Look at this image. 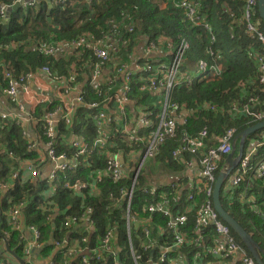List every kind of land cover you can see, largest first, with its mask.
<instances>
[{
	"label": "trees",
	"instance_id": "1",
	"mask_svg": "<svg viewBox=\"0 0 264 264\" xmlns=\"http://www.w3.org/2000/svg\"><path fill=\"white\" fill-rule=\"evenodd\" d=\"M8 1L0 0V4ZM155 1L93 0L87 3L83 0L81 4L67 5L64 8L53 6L48 11L47 1L43 0L34 9L19 7L10 13L5 24L0 21V47H2L0 61L6 67L8 66L15 76L34 72L43 66L56 70L60 74H66L67 69H71L73 64L80 63L78 60H96L89 47L70 51L60 57L46 56L30 49L27 44L11 49L5 46L11 47L12 44L29 40L69 43L82 35L88 36L89 39L110 36L118 42L119 53L116 56L125 59L122 60L123 62L138 61L143 64V58L137 59L133 52L143 40L161 41L165 44L170 42L175 48L183 40H188L190 49L180 68L182 73L187 72L184 70L190 62L204 60L210 64L212 59L207 53L209 48L217 56L218 52L220 53L217 59L219 62H217L222 64L223 71L220 78L216 80L178 86L169 94L168 104H175L190 112L185 126H178V136L182 130L195 136L204 126L215 135L224 133L228 128H234L237 133L247 129L252 123L237 114L230 113V107L234 104L241 105L253 96H257L260 104L263 105L264 86L257 82L256 73L250 65L247 53L264 56V47L251 40L245 32V22L241 18L243 0H202L200 15L204 23L210 26L213 35L211 22L213 5L216 3L221 42L218 43L214 35L213 45H211L209 32L200 26H193L186 22L182 10L177 9L172 0H161L166 3L165 9H161ZM47 14L52 20L50 26L46 21ZM255 19H260L258 13ZM130 26L133 27L132 32L128 30ZM261 29L264 32V26ZM229 32L234 39H230ZM224 49L230 50L231 55L228 58L224 56ZM3 86L4 82L0 75V87ZM140 87V83L132 84V93L129 98L131 103L127 108L126 118L136 123L141 115L146 116L152 122V126L146 130L151 132L156 126V116L161 110L159 103L162 96L151 91H140ZM88 90L90 94L86 97V102L99 103L100 98L93 94L92 89L88 88ZM56 105L58 103L51 105L50 109L53 110ZM97 114L98 110L81 106L72 113L69 124L60 122L56 125L53 143L55 154L74 158L72 143L68 141L70 136L82 138L83 141L91 144L96 136L94 117ZM35 117L38 119L39 113L36 112ZM114 118L112 116V122L107 125L110 143L113 144L110 152L128 153L136 150L139 155H142L146 145L139 146L136 143L125 142L121 135V123ZM35 124L41 135L40 142L44 143L45 140L42 137L44 125L38 122ZM22 133L23 126L15 120L0 126V258L2 255H7V251H11L16 257L22 259L24 264H35V258L30 260L25 257V248L30 245L22 235L23 228H35L39 232L38 243L41 245L36 258L39 264H48L49 261L53 264H83L81 257L89 259L92 255L90 251L100 249L105 234L111 231L113 233L111 253L117 251L115 253L117 256L114 258L120 264H133L129 254V240L135 249L139 247L145 226L143 221L150 216L147 206L155 203L153 200H156L159 194L165 195L167 191V188L159 184L151 185L150 173L153 171V166L144 164L139 172L129 211L135 223L131 222L128 230L125 205L122 202L120 204L109 202V196L119 200V190L129 187L132 171L124 172V180L118 183L104 178L102 183L98 184L96 171L105 168V155H82L76 158L75 171H60L56 178L49 182L39 170L44 164L37 156V149L34 148L32 140L30 141L29 137ZM178 139V137L168 139L159 149L155 167L167 174L176 173L186 182L183 173L186 171V162L191 159L190 156L174 158L171 155L177 147ZM8 153H12V157H9ZM135 160H140V157H136ZM25 163L36 167L38 173L31 176ZM25 172L28 176L22 179ZM65 183H68L71 188H65ZM80 183H86L87 188L79 189ZM149 186H157L155 197L143 192L144 188H150ZM256 190L258 193H263L256 205L264 212V207H261V204H264V187L259 186ZM189 194L194 195L192 203L199 204L202 201L203 194L197 195L194 191H183L180 198L182 205L185 204ZM227 200L221 196V204L225 212L253 238L264 252L263 220L250 208L249 204L239 202L236 197L229 200L230 204ZM21 203L19 212L22 223L20 229L16 230L9 217L11 211L19 208ZM88 208L91 210L88 214L90 225L80 223L79 229L75 232H72L74 227L70 229L64 227L68 217H80L87 212ZM194 211L189 215L185 227L186 242L179 248L180 253L185 257L186 264H195L193 261L195 249L188 243L196 236L193 228ZM137 223L139 226L136 227ZM151 225L152 238L162 239L158 237L155 226H161L160 231L163 232V220L157 215L152 216ZM206 234L210 237L212 231L208 229ZM232 234L237 243L251 257L238 237L233 232ZM67 236H69L68 241ZM62 242L63 245L55 246V243ZM72 249L78 251V254H70ZM151 250L144 254V261L156 259L157 250ZM169 255L175 257L176 251L170 252ZM109 256L110 253L103 252L101 260H89L88 264H113V256ZM259 256L264 263V256L262 254ZM218 261H220L219 258H207L200 264H216ZM166 262L167 260L163 264ZM0 264H2L1 261Z\"/></svg>",
	"mask_w": 264,
	"mask_h": 264
},
{
	"label": "built area",
	"instance_id": "2",
	"mask_svg": "<svg viewBox=\"0 0 264 264\" xmlns=\"http://www.w3.org/2000/svg\"><path fill=\"white\" fill-rule=\"evenodd\" d=\"M46 2V0H44ZM52 6L63 4L77 5L83 0H50ZM87 3L93 0H85ZM178 9L182 10L184 20L193 26H200L205 31L209 32L211 45L215 43V37L212 34L210 26L204 23L203 17L200 15L201 0H172ZM258 0H243L244 6L242 10V20L245 22V32L247 36L264 47V32L261 29L262 20H256L255 16L258 13ZM43 0H9L7 3L0 4V21L6 18V13L9 8L15 4L20 7L34 9L39 6ZM259 16V14H258ZM260 18V16H259ZM237 22V21H236ZM260 22V23H259ZM132 32L133 27L128 28ZM230 39L234 36L229 32ZM25 43V44H24ZM12 44L11 47L5 46L7 49L15 46L28 45L34 51L41 52L46 56H64L70 51H78L80 48L89 47L96 60H78L80 63L75 64L66 74H60L56 70L50 69L47 66L38 68L34 72H28L15 76L10 71L8 66L0 61V75L4 82L1 89L8 102L14 106L19 113L24 114L26 122L39 124L43 123L42 137L44 143L40 139L37 142L32 141L35 149L44 151V158L50 168L49 174L46 173V178L52 182L57 173L60 171H75L77 169L76 158L82 155L96 154L97 156L106 157L105 168L97 170L96 182L102 183V179L108 178L111 181L118 183L124 180V172L132 171L133 175L128 188L119 190V200L113 196H109V202L123 203L125 205V215L127 227L129 230L130 224L135 223L130 216V205L133 199L134 188L137 182L139 172L146 162L155 163L159 149L165 144L168 139L179 138L177 147L172 152V157L178 158L183 155L190 156V160L186 162V171L183 175L186 177V182L183 181L176 173H169L166 176L165 195L158 196L155 203L147 206V212L150 215L143 222L142 241L136 249L129 240V254L133 264H186L185 257L180 253L179 248L186 242L185 227L188 222V217L194 211V232L196 236L188 243L195 249L193 261L195 264H200L201 261L207 258H215L218 261L216 264H256L254 259L250 257L243 247L237 243L232 234V230L219 217L213 206V190L214 185L220 170L224 167L226 158L233 153V158L237 157L240 138L234 128H228L224 133L215 135L209 132V129L202 127L195 136L188 134L182 130L178 136V126L184 127L190 112L185 108H179L175 104H168L169 94L178 86L191 85L193 82H211L220 78L222 75V66L218 63L219 52L217 54L211 49H208L211 63L204 60H198L195 64L193 73H182L180 68L184 63V58L187 55L190 44L189 41L183 40L176 48L169 42L161 41L152 42L147 39L142 50L143 64L138 61L125 63L122 60H117V52L119 51L118 42L110 36H104L102 39H89L88 36H80L72 42H45L29 40L28 42ZM2 47H0L1 51ZM165 49V50H164ZM164 51L168 53V60L158 61L153 59L154 54ZM250 59V65L256 73V80L264 86V56L261 54L247 53ZM218 61V62H217ZM39 75L56 85V90L53 95L46 92L35 90V86L40 81L33 75ZM85 75L84 80L80 79ZM31 82L33 85L31 86ZM141 84L140 91H151L155 94H160L163 100L160 99L159 105L161 110L157 114V123L153 131L147 132L146 128L152 126V122L146 116L141 115L138 122L127 120V108L132 93V84ZM92 89L93 94L100 98V102H86V97ZM20 98L24 99V103H20ZM56 107L51 110V105ZM81 106H86L91 110H98V114L94 117L96 136L91 144L83 141L82 138L72 137L68 141L72 143L75 152L74 158L61 154L56 155L53 149L54 138L56 136V125L60 122L70 123V116ZM42 107V116L38 119L35 117L36 109ZM263 107V108H261ZM212 109V107H210ZM230 113L237 114L241 118H245L252 123L248 128L264 122V103L260 104L259 98L253 96L247 99L241 105H232ZM114 116L121 123V135L125 142L136 143L139 146L146 145V149L142 155L136 150H131L128 153L110 152L113 144L110 143L109 130L107 125L112 122ZM10 113L5 111L0 112V126L3 123L13 121ZM114 118V120H115ZM247 128V129H248ZM40 129V131H41ZM145 129V131H144ZM246 130V129H245ZM26 136V132L22 133ZM256 134V135H255ZM138 146V147H139ZM33 148V150H34ZM12 157V153H8ZM140 157V160H135ZM120 159H123L121 164ZM26 164L31 176L38 173L36 167H31L32 164ZM194 171L199 183H188L189 176L187 172ZM152 182V181H151ZM92 186V185H91ZM264 187V128L248 135L242 146L241 156L237 160L234 168L229 172L221 189V194H225L228 203L230 199L237 198L241 203L249 204L250 208L259 215L264 222V212L257 208V200L263 194L258 193L257 188ZM150 187V186H149ZM65 188H71L68 183H65ZM86 183H80L79 189H86ZM196 192L197 195L203 194L202 201L199 204L192 203L194 195L189 194L184 205L180 203L181 192ZM143 192L155 197L157 188H144ZM191 202V203H190ZM19 208L14 209L10 213L9 220L12 222L16 230L20 229L21 216ZM264 207V204H261ZM91 210L80 217H68L64 227L70 229L77 227L80 223L90 225L91 222L88 214ZM159 216L164 223V231L161 232V226H155L158 237L162 239L152 238V216ZM139 226V224H136ZM89 227V226H88ZM73 228V229H74ZM210 229L212 236L208 237L206 231ZM32 233V243L25 248V257L29 259L34 250L40 251L38 243L39 232L35 228H30ZM70 236V235H69ZM113 233L108 231L101 241V248L91 250V257H81V263L88 264L89 260L98 261L102 259V253H110L113 256V264H120L115 256L117 252L111 253V243ZM85 241V239H83ZM64 243H55L59 247ZM152 249V250H151ZM149 250H157L155 260L144 261V254ZM176 251L175 257H170L169 253ZM70 254H78L75 249L70 250ZM48 264H53L49 261Z\"/></svg>",
	"mask_w": 264,
	"mask_h": 264
},
{
	"label": "crops",
	"instance_id": "3",
	"mask_svg": "<svg viewBox=\"0 0 264 264\" xmlns=\"http://www.w3.org/2000/svg\"><path fill=\"white\" fill-rule=\"evenodd\" d=\"M156 1H158V0H156ZM161 2H162V4H161L160 8L161 9H165L166 8V3L163 2V1H161ZM48 11H49V9H48ZM4 20H2V23H3ZM260 26L262 28V26H264V23L262 22ZM146 40L147 39L143 40V42L141 44H138V46L135 48L136 50H138V52L135 53L137 59L142 58V50L144 48V45L146 44L145 43ZM153 59H156L158 61L168 60V53L167 52L165 53L164 51L156 53V54H154ZM117 60H125V59L117 58ZM132 62H134V61H132ZM74 65L75 64H73V66ZM68 70L69 69H67V71ZM33 77L36 78V79H40V81L37 83V86L34 85L35 86V90L41 91V92H46L49 95H53V93L55 92V90L57 88L55 84L50 83L49 81H47L46 79H44L43 77H41V76H39L37 74L33 75ZM84 78H85V75L83 74V76L81 77L80 81L82 82L84 80ZM29 83H30L31 86L33 85L31 82H29ZM2 88L3 87H0V112L5 111L7 113H10L13 117H15L14 118L15 122L17 121L18 123H21V125L23 126V131L26 132V137H29L30 141L31 140L34 141V142L39 141L40 134H39V131H37L36 124L32 123V122H30V123L26 122V120L24 118V114L19 113L18 110L8 102V100L6 99L5 95L1 91ZM161 100H163V98ZM19 102L20 103H24V99L20 98ZM42 111H43L42 107H38L36 109V112L39 113V117L42 116ZM41 159H42V162H43L44 165L39 170H41L42 174L44 176H46V173L49 174L50 168H49V166H48V164L46 162V159L44 157L41 158ZM146 164L147 165L151 164L153 166V171H152V173H150V177H151L150 181H152L151 185L153 186L154 184H159L160 186L164 187L165 184H166V182H165L166 176L168 174L165 173V171L157 170V168L155 167L156 162L155 163L146 162L145 165ZM27 176H28V173L25 172L23 174V178L22 179L26 178ZM187 176H189L188 183H191V182H193L194 184H198L199 183V180H198L197 176L194 174V171L187 172ZM155 187H157V186H155ZM22 235L24 236V239L27 242V244L30 245L32 243L33 237H32L31 232L29 231V229L23 228L22 229ZM37 256H38V252L36 250H34V253L30 257V260H33L35 258L34 259L35 264H39L40 263L38 261V259H36ZM0 261L2 262V264H19L9 254L8 255H6V254L2 255V258H0Z\"/></svg>",
	"mask_w": 264,
	"mask_h": 264
},
{
	"label": "water",
	"instance_id": "4",
	"mask_svg": "<svg viewBox=\"0 0 264 264\" xmlns=\"http://www.w3.org/2000/svg\"><path fill=\"white\" fill-rule=\"evenodd\" d=\"M46 1H47L48 9L50 10L51 7H52V3H51L50 0H46ZM19 7H20L19 4H15L14 6H12L11 8L8 9V11L6 13V18L3 21V24H5V22L8 21L10 13L12 11L18 9ZM257 7H258V14L260 16V19L264 23V0H258ZM46 21H47L49 26L52 24L51 17L48 14H47V17H46ZM263 128H264V122L256 124V125L248 128V129L244 130L240 134H238L237 137L240 138V144H239L237 157L233 158V153H232L226 158V162H225L224 167L218 173V176H217V179H216V182H215V185H214L213 198H212L213 199L214 209L218 213L220 219L227 226L230 227L232 232L238 237V239L240 240L242 245L245 247V249L249 252L251 257L254 259L256 264H264L262 262L260 256H259V254H262L264 256V252L260 248V246L253 240V238L231 216H229L225 212V210L223 209L222 204H221L220 189H221L225 179L227 178L229 172L234 168V166L236 165L237 160L241 156V150H242V146H243V142H244L245 138L248 135L254 133L255 131L261 130ZM120 162L122 164L123 163V159H120ZM135 226L137 227V225H135ZM76 230H77V227H75L72 230V232H75ZM66 239L68 241L69 236H67ZM7 252H8L7 255L9 254L19 264H24V261L22 259L16 257L13 252H11V251H7Z\"/></svg>",
	"mask_w": 264,
	"mask_h": 264
},
{
	"label": "rangeland",
	"instance_id": "5",
	"mask_svg": "<svg viewBox=\"0 0 264 264\" xmlns=\"http://www.w3.org/2000/svg\"><path fill=\"white\" fill-rule=\"evenodd\" d=\"M69 1H71V0H69ZM155 4H159V6H161V4H162V2H161V0H158V1H156L155 2ZM202 4V0H201V2H200V5ZM257 4H258V1H257ZM55 6H59V5H55ZM61 7H67V4L65 5V4H63V6H61ZM51 8H53V6L51 7ZM213 13H212V22H211V25H212V28H213V33H214V35H215V37L217 38V41H218V43H220L221 42V35H220V27H219V25H218V22H217V12H216V3L213 5ZM52 21V20H51ZM48 24V23H47ZM147 41V40H146ZM146 43V42H145ZM23 46H25V45H23ZM15 47H19V46H15ZM27 47V46H26ZM134 53H136V52H138V50H134L133 51ZM117 53H119V52H117ZM188 54V53H187ZM231 55V53H230V50L229 49H224V56L226 57V58H228L229 56ZM117 58H119L118 56H117ZM195 64H196V61H194V62H190V64L187 66V70L185 69L184 71H187V73H193V70H194V68H195ZM37 153H38V157L41 159V158H43L45 155H44V151L42 150V149H37ZM42 160V159H41ZM145 166H147V164L145 165ZM221 196L222 197H225V194L224 193H222L221 194ZM220 199H221V197H220ZM223 206V205H222Z\"/></svg>",
	"mask_w": 264,
	"mask_h": 264
}]
</instances>
